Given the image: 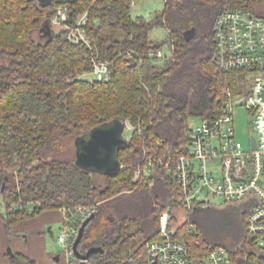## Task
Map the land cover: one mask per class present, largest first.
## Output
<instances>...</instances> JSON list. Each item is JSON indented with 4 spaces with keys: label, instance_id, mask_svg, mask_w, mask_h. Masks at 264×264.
<instances>
[{
    "label": "trees",
    "instance_id": "16d2710c",
    "mask_svg": "<svg viewBox=\"0 0 264 264\" xmlns=\"http://www.w3.org/2000/svg\"><path fill=\"white\" fill-rule=\"evenodd\" d=\"M134 1L0 0V233L12 236L15 223L49 209L64 208L66 226L77 220L79 208L93 206L77 248L101 251L86 264H118L130 248L145 257V243L159 236V214L178 196L172 167H157L144 184L133 181L134 168L145 145L181 150L189 120L218 112L227 81L236 89L239 72L215 67L213 21L223 8L258 12L264 0H165L151 18L132 15ZM60 5L67 6L71 25L86 12L88 44L69 42L66 29L52 25ZM156 26L166 30L158 40L150 37ZM192 27L195 34L186 40L182 33ZM164 47L171 54L159 62L156 52ZM94 58L111 62L103 79L85 77ZM114 118L137 126L119 150L122 168L104 174L103 184L75 157H46L61 138ZM137 186L143 204L124 205L121 193ZM190 223V217L184 220L175 235L193 253L206 255L218 245L245 252V241L211 244ZM8 264L37 262L11 251Z\"/></svg>",
    "mask_w": 264,
    "mask_h": 264
},
{
    "label": "built area",
    "instance_id": "2783aa9c",
    "mask_svg": "<svg viewBox=\"0 0 264 264\" xmlns=\"http://www.w3.org/2000/svg\"><path fill=\"white\" fill-rule=\"evenodd\" d=\"M67 20L68 8L60 5L52 25L66 29L69 42L88 44L83 26L86 12L74 25ZM211 33L216 69L238 71V85L234 89L226 82L225 100L217 113L194 117V122L190 121L193 118L189 120L186 144L181 150L173 154L169 148L160 151V143L157 147L144 146L142 159L134 168L133 181L147 183L157 167H172L178 196L160 212V233L145 243V257L134 254L130 248L129 257L121 258L118 264H264V11L220 9ZM156 56L161 61L164 54L159 50ZM110 64L94 58L90 74L94 79H103L109 74ZM238 107L244 108L248 116L250 134L246 136V146L236 137L235 109ZM122 122V135L128 140L137 125L128 120ZM212 198L225 203H251L244 217L243 241L247 252L218 245L201 256L191 251L185 239L175 235L178 228L173 224V217L179 211L186 213L211 206ZM78 212L77 220L62 225L57 235V242L64 247L62 255L66 264L88 262V258L75 255L73 242L82 221L94 212V207L79 208ZM182 218L186 220L188 216L182 215ZM189 226L194 227L192 223Z\"/></svg>",
    "mask_w": 264,
    "mask_h": 264
},
{
    "label": "rangeland",
    "instance_id": "374dc122",
    "mask_svg": "<svg viewBox=\"0 0 264 264\" xmlns=\"http://www.w3.org/2000/svg\"><path fill=\"white\" fill-rule=\"evenodd\" d=\"M43 1V0H40ZM165 0H135L134 4L131 7V14L136 15L140 14L146 18H151L154 12L161 11L163 9ZM261 7V10L264 11V3ZM56 29V28H55ZM166 35V30L162 26H156L150 31V37L156 40L163 38ZM33 37L37 40H42V36L39 35L37 31L33 32ZM163 54L167 57L171 54V49L164 47L162 50ZM161 62V61H159ZM85 77L93 79L92 74L88 73ZM235 129L236 137L241 140L244 146L247 145L246 136L250 134L249 125H248V116L244 108L238 107L235 109ZM194 118L191 119V122H194ZM80 135V134H78ZM77 135V136H78ZM77 136H69L67 138H61L60 146L52 151L47 153L46 157H57L60 159H73L76 155V145L75 139ZM96 184H103L104 179L102 175L97 174L93 177ZM140 186L133 188L132 190H126L121 193L120 198L123 201L124 205L131 203L133 200H137L140 205H142V196L145 195L142 192H138ZM138 188V189H137ZM213 205L201 207L195 209L194 211H179L178 215L176 214L173 217V224L178 228L181 223L184 221L183 216H188L192 219L194 227H198L200 230V235L202 238L206 239L209 243H223V242H233L238 241L239 244L243 241L244 237V221L241 217V212L247 210L251 203L246 201H236V202H219L216 198L211 199ZM0 209L3 210V203L0 201ZM187 218V219H188ZM57 225L51 228L49 231V226L45 228L46 239L50 245V251L54 255H59L58 261H55L53 258L49 264H64L65 258L62 255L64 247L57 242V235L59 233ZM236 243V244H237ZM235 242L231 246L237 247ZM245 246V244H243ZM264 246V243H263ZM234 247V248H235ZM247 252L246 246L242 248ZM7 253L9 249H6ZM241 252V251H239Z\"/></svg>",
    "mask_w": 264,
    "mask_h": 264
},
{
    "label": "water",
    "instance_id": "95a60500",
    "mask_svg": "<svg viewBox=\"0 0 264 264\" xmlns=\"http://www.w3.org/2000/svg\"><path fill=\"white\" fill-rule=\"evenodd\" d=\"M182 34L186 40H189L195 34V28L186 29ZM122 132L123 122L114 118L100 122L89 131L78 135L75 139V163L87 171L96 172L102 174V176L107 173L117 172L122 166L118 153L121 146L125 143ZM93 215L91 213L82 221L78 235L73 242L75 255L82 259L88 258L92 253L101 251L98 246L90 247L85 253H80L77 248L83 229ZM8 251V253L11 252L10 250Z\"/></svg>",
    "mask_w": 264,
    "mask_h": 264
},
{
    "label": "crops",
    "instance_id": "0c3cea01",
    "mask_svg": "<svg viewBox=\"0 0 264 264\" xmlns=\"http://www.w3.org/2000/svg\"><path fill=\"white\" fill-rule=\"evenodd\" d=\"M66 219L64 208L43 210L33 217L15 223L13 230L16 234L7 236L0 233V264H8L6 249L22 252L33 258L37 264H49L52 258L58 261V254L54 255L50 251L45 228L49 226L51 232V228L57 225L60 230Z\"/></svg>",
    "mask_w": 264,
    "mask_h": 264
}]
</instances>
